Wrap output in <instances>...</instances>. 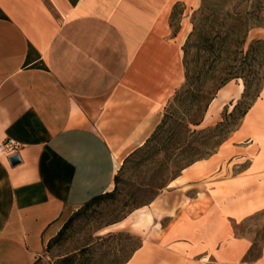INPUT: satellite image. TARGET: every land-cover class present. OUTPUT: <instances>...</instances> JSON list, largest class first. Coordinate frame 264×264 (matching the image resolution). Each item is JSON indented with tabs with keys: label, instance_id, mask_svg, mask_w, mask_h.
<instances>
[{
	"label": "crops",
	"instance_id": "0c3cea01",
	"mask_svg": "<svg viewBox=\"0 0 264 264\" xmlns=\"http://www.w3.org/2000/svg\"><path fill=\"white\" fill-rule=\"evenodd\" d=\"M201 2L0 0V144L20 145L19 164L0 155V264H36L74 213L114 190L178 90L176 9ZM237 133L248 145L227 203L171 230L172 209L153 202L150 227L166 233L126 264H264V247L252 257L253 238L235 235L252 216L264 224V88Z\"/></svg>",
	"mask_w": 264,
	"mask_h": 264
},
{
	"label": "rangeland",
	"instance_id": "374dc122",
	"mask_svg": "<svg viewBox=\"0 0 264 264\" xmlns=\"http://www.w3.org/2000/svg\"><path fill=\"white\" fill-rule=\"evenodd\" d=\"M201 3L196 8L178 6L175 12L174 26H182V57L178 90L167 104L162 128L124 162L114 196L74 213L64 234L36 264H61L73 256L74 264H125L144 238L159 240L166 233L160 219L158 227H150L153 202L172 209V218L161 222L171 230L186 214L201 216L223 207L225 201L218 197L231 192L239 171L238 148L248 145L239 143L237 131L264 88V0ZM185 25L192 31L196 26L188 48L189 84L183 49L192 31ZM200 161H208L204 164L209 169L188 182L191 177L184 170ZM181 176L189 180L176 181ZM235 235L252 237V257L258 256L264 247L262 218L246 219L236 226Z\"/></svg>",
	"mask_w": 264,
	"mask_h": 264
},
{
	"label": "trees",
	"instance_id": "16d2710c",
	"mask_svg": "<svg viewBox=\"0 0 264 264\" xmlns=\"http://www.w3.org/2000/svg\"><path fill=\"white\" fill-rule=\"evenodd\" d=\"M195 31H196V26L194 25V28H193V31H192V33L190 34V36H189V38H188V40H187V43H186V45H185V47H184V64H185V67H186V80H187V82H188V84L190 83V81H191V77H190V75H189V61H188V59H189V50H188V48H189V46H190V43H191V38L193 37V35L195 34ZM221 87H219V89H220ZM247 113V111L244 113V116H245V114ZM165 119H167V115H165L164 116V118H163V120H162V122H161V124L157 127V129H156V131L155 132H157L159 129H161L162 128V124H163V122L165 121ZM180 123V122H179ZM195 123V125L196 126H199L201 123L200 122H194ZM151 140V138L148 140V142ZM147 142V143H148ZM146 143V144H147ZM116 180H117V177H116ZM114 192L115 191H112V192H108V193H106V194H104V195H99V196H96V197H94L92 200H90L84 207L85 208H89L90 206H92V205H94V204H96V203H98V202H100L101 200H103L104 198H111V197H113L114 196ZM74 219V217H71L70 219H69V221L64 225V227L60 230V232L58 233V235L52 240V241H56L57 240V238H60L63 234H64V232H65V230L67 229V227H69V225H70V223L72 222V220ZM56 239V240H55ZM51 241V242H52ZM50 242V243H51ZM76 256H73V257H67V258H64L62 261H61V264H74V262H75V260H76ZM128 261H126V263H127ZM125 263V264H126Z\"/></svg>",
	"mask_w": 264,
	"mask_h": 264
},
{
	"label": "built area",
	"instance_id": "2783aa9c",
	"mask_svg": "<svg viewBox=\"0 0 264 264\" xmlns=\"http://www.w3.org/2000/svg\"><path fill=\"white\" fill-rule=\"evenodd\" d=\"M20 145L13 140H8L7 142L0 144V155L11 158L15 155H18Z\"/></svg>",
	"mask_w": 264,
	"mask_h": 264
},
{
	"label": "water",
	"instance_id": "95a60500",
	"mask_svg": "<svg viewBox=\"0 0 264 264\" xmlns=\"http://www.w3.org/2000/svg\"><path fill=\"white\" fill-rule=\"evenodd\" d=\"M10 162L12 165H17L20 163V158L18 155H15L13 157L10 158Z\"/></svg>",
	"mask_w": 264,
	"mask_h": 264
}]
</instances>
